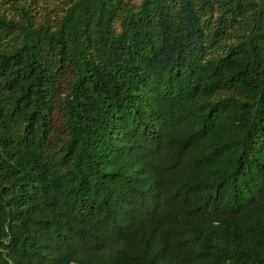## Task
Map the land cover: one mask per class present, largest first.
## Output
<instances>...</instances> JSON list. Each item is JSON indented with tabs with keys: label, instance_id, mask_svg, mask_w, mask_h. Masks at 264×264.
Returning <instances> with one entry per match:
<instances>
[{
	"label": "trees",
	"instance_id": "obj_1",
	"mask_svg": "<svg viewBox=\"0 0 264 264\" xmlns=\"http://www.w3.org/2000/svg\"><path fill=\"white\" fill-rule=\"evenodd\" d=\"M36 3L0 0V264H264V0Z\"/></svg>",
	"mask_w": 264,
	"mask_h": 264
},
{
	"label": "rangeland",
	"instance_id": "obj_2",
	"mask_svg": "<svg viewBox=\"0 0 264 264\" xmlns=\"http://www.w3.org/2000/svg\"><path fill=\"white\" fill-rule=\"evenodd\" d=\"M62 0H37L36 3V11L38 13V16L41 15V13H44L45 9L48 7H52L53 5L56 4H61ZM38 3L40 5H38ZM46 6V8H44Z\"/></svg>",
	"mask_w": 264,
	"mask_h": 264
}]
</instances>
